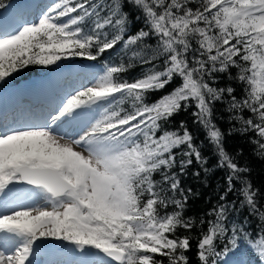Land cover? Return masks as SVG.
I'll return each instance as SVG.
<instances>
[{"label": "snow or ice", "instance_id": "1", "mask_svg": "<svg viewBox=\"0 0 264 264\" xmlns=\"http://www.w3.org/2000/svg\"><path fill=\"white\" fill-rule=\"evenodd\" d=\"M0 9V89L28 66L102 61L78 69L91 86L52 82L39 110L0 120V264H41L49 248L62 252L48 264H190L193 240L198 264H251L249 252L264 264V190L243 150L225 146L247 136L264 160V0H0ZM137 65L138 76L123 75ZM181 112L191 126L171 127ZM190 168L205 187L225 173L199 217L186 215L199 196L183 183Z\"/></svg>", "mask_w": 264, "mask_h": 264}, {"label": "trees", "instance_id": "2", "mask_svg": "<svg viewBox=\"0 0 264 264\" xmlns=\"http://www.w3.org/2000/svg\"><path fill=\"white\" fill-rule=\"evenodd\" d=\"M11 0H8V2ZM46 1L43 0L41 3H45ZM47 2H51L47 0ZM134 19V17H133ZM140 27L139 23L134 22L132 31L135 32ZM108 53L105 54V59L108 58ZM70 60H80V61H87L84 58H70L68 60L61 61V63L70 61ZM99 63H102V61H97ZM54 65L51 66H39V65H32L28 66L26 69L18 71L17 73H14L11 80L9 81V85L16 84L22 80H26L38 75L46 74L51 68H53ZM142 67L137 65L136 67H133L129 69L126 73L123 75L131 79L133 77L138 76L142 72ZM179 83V80L174 81L171 85H169L166 89H164L162 92H157L149 97V101L151 102L155 100L157 97L164 94V92L171 91L172 88H174ZM222 105H217V112L219 115H224L225 119L218 121L220 124V127L222 129H227L229 127V124L227 123V117L226 114L222 112ZM187 119L189 125L191 126V119L188 114L181 112L179 115L175 116L173 118V121L171 122V127H176L180 120ZM166 127H168L166 125ZM251 135V134H249ZM199 136L201 139H203V132H199ZM248 137L247 136H241L239 134H234L231 136L226 137L225 146L227 150L231 153H235L236 151L242 149L243 155L239 157L240 163H247L252 171L250 174V178L255 186H261L262 190H264V160L258 159L256 156L253 155V145L247 142ZM208 154L207 152L205 153ZM215 164V158L212 157L209 160V167ZM195 167V165H194ZM192 169H188V176L186 179H184L183 183L186 186H189L193 189V191H199L198 198L190 199L189 200V207L186 212V215L189 216H196L199 217L201 213L205 212L208 208H210L212 205L209 202H206V198L211 196L212 200L215 201L217 198V194L215 192V189L217 187V184H223V176L224 171L217 169L215 172H212L207 177V187L204 186L203 183H200L196 178H194L191 175ZM203 176V174H201ZM239 187V185H237ZM231 199V196L229 197ZM190 257V264H198V261L196 259V242L193 240L192 242V249L188 253Z\"/></svg>", "mask_w": 264, "mask_h": 264}, {"label": "rangeland", "instance_id": "3", "mask_svg": "<svg viewBox=\"0 0 264 264\" xmlns=\"http://www.w3.org/2000/svg\"><path fill=\"white\" fill-rule=\"evenodd\" d=\"M51 1V0H49ZM13 1H11L10 3H12ZM11 11V10H9ZM4 10L1 9L0 10V13H3ZM5 15H7V13H5ZM60 64V68H57L55 65L53 66V68L50 69V71L46 74V75H42V76H36V77H32V78H29V79H26V80H22L14 85H11V86H5L3 89H0V96L1 95H4L5 92L7 93L8 89L9 88H14V96L12 98H15V99H18V98H26V96L30 95L29 93V88L25 87L30 81L32 82L33 80H40V79H44L45 77L51 75V79L49 81V83L47 81H45V83H48V84H51L52 82H55L56 86L59 82V79H62L63 76H67L65 74H68L67 73V70L69 67L71 66H74L77 70L82 68L83 66L85 65H96L98 66L100 63L99 62H91V61H80V60H70V61H67V62H64V63H61V62H58ZM79 73V72H78ZM83 77V78H82ZM65 80H68V77L67 79ZM90 80H91V77L90 76H81V75H77V78H76V84L74 85L73 89L75 90H80L81 87L83 86H91L90 84ZM34 84V83H33ZM59 88H60V84H58ZM65 87V86H63ZM65 90L71 92L73 89H68V88H64ZM48 90H50V87H48ZM39 94H37L38 96H43V95H40V93H46V88L43 87V86H40L38 85V90ZM46 94H49L48 92ZM50 97V96H49ZM11 98V97H10ZM12 101V99H10V102ZM45 102L44 103H47L49 102V100H44ZM20 115H23V113L17 115V114H13L12 118L13 119H19V118H23V116H20ZM67 138H65L66 140ZM78 151H83V149H80V148H77ZM86 154V153H85ZM58 243V242H57ZM67 243V242H65ZM60 249V248H59ZM62 250V249H60ZM244 259L246 260H249L251 261V264H260L259 262V259L258 257H256L254 254H252L251 252H249L245 257Z\"/></svg>", "mask_w": 264, "mask_h": 264}, {"label": "bare ground", "instance_id": "4", "mask_svg": "<svg viewBox=\"0 0 264 264\" xmlns=\"http://www.w3.org/2000/svg\"><path fill=\"white\" fill-rule=\"evenodd\" d=\"M45 1L47 2V0H45ZM40 2H43V0H40ZM78 72H79L78 70H75L69 74H66L67 76H63V79H66L68 77V79L71 83H75L77 75L83 74L81 72H79V73ZM51 77L52 76L49 75V76L45 77L44 79L33 80L32 84L34 83V84H38L40 86L45 87L46 91L49 94H46L47 92L46 93H40V95H43V96H38L37 94H39V92L37 91L33 96L31 105L27 108L28 111L38 110L39 106L46 104V103L43 104V102H45L44 100H46V99L50 100L51 99L50 90H48V87L50 86V84L45 85V81H47L49 83ZM13 96H14V88H9L7 93L5 92L4 95L0 96V101H2V103H3L1 117H3L4 119L7 118L8 120H12L13 114L11 112H12V110H14L15 108L18 107V105H16V107H15V104H17V103L13 102V98H12ZM9 97H11V98H9ZM10 99H12L11 102H10ZM10 104L13 106V109H10V107H11ZM26 114L27 113H23V115H20V116H23V118H19V119H24ZM44 250L48 252L49 256L43 261L42 264H48L49 261L59 260V258L61 257L60 253L62 252V250H60L59 248H49V249H44ZM37 259L39 261H41L40 256Z\"/></svg>", "mask_w": 264, "mask_h": 264}]
</instances>
